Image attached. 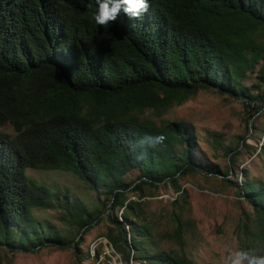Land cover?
Returning a JSON list of instances; mask_svg holds the SVG:
<instances>
[{
	"label": "trees",
	"instance_id": "16d2710c",
	"mask_svg": "<svg viewBox=\"0 0 264 264\" xmlns=\"http://www.w3.org/2000/svg\"><path fill=\"white\" fill-rule=\"evenodd\" d=\"M149 1L158 10L102 26L92 16L97 0H0V127L14 132H0V251L72 249L78 263L82 235L106 221L101 237L126 264H194L160 243L183 245L179 201L186 203V193L179 180L214 173L196 163V137L185 122L142 115L161 117L212 89L244 103L252 140L264 109V0ZM254 72L256 82L245 86ZM159 135L162 143L145 140ZM211 136L234 163L238 148ZM26 169L74 172L99 206L59 201ZM134 171L136 179L127 182ZM217 174L254 210L264 241V183L242 173L232 179L228 167ZM159 186L179 196L172 202L174 228L165 234L155 230L144 201L146 189ZM55 207L65 208L73 231L31 214Z\"/></svg>",
	"mask_w": 264,
	"mask_h": 264
},
{
	"label": "rangeland",
	"instance_id": "374dc122",
	"mask_svg": "<svg viewBox=\"0 0 264 264\" xmlns=\"http://www.w3.org/2000/svg\"><path fill=\"white\" fill-rule=\"evenodd\" d=\"M255 72L250 73L242 83L253 85ZM147 117L159 123L165 121H183L196 137V149L193 154L196 163L208 164L214 175L193 173L179 180V185L186 193V203L183 205L182 220L183 245L164 240L160 243L162 249H172L179 255H184L194 264H222V256L229 247L246 249L253 245L264 250L258 237L257 216L254 210L238 198L235 192L220 183L222 176L217 172L230 170L232 179L240 177V173L256 182L264 183V109L254 122L255 130L247 133L244 118V103L227 95L218 94L212 89H202L180 106H174L161 117L145 112ZM0 132L14 135L9 124L0 127ZM211 133L220 135L224 145L233 143L240 155L236 161L229 164L228 157L221 150L213 147ZM240 137L251 142L252 149L241 145ZM261 148V152L259 149ZM25 175L38 184L48 187L59 201L70 204L82 203L88 209L99 206L96 193L90 190L74 172L40 171L26 169ZM137 172H131L127 182L136 179ZM149 196L144 201L155 230L160 234L170 232L174 228L172 217L176 213L172 202L179 196L170 186H159L157 189L147 188ZM131 200H137L134 194L128 195ZM103 199V196H101ZM121 214V211L118 212ZM32 216L53 224L63 231H73L67 226L68 212L65 208L33 209ZM62 217L64 219L62 220ZM67 219V220H66ZM66 220V221H65ZM189 224V225H186ZM106 221L94 223L81 237L80 256L77 263L72 249L44 248L34 253H9L0 251L2 264H126L121 257L101 237L106 231ZM97 250H99L98 259ZM129 264H139L130 261Z\"/></svg>",
	"mask_w": 264,
	"mask_h": 264
},
{
	"label": "clouds",
	"instance_id": "9594fccd",
	"mask_svg": "<svg viewBox=\"0 0 264 264\" xmlns=\"http://www.w3.org/2000/svg\"><path fill=\"white\" fill-rule=\"evenodd\" d=\"M97 5V12L93 11L92 16H95V22L102 26L110 22L120 24L125 14L130 18H139L148 8L158 10L149 0H97ZM165 139L164 135L145 137L150 144L162 143ZM261 243L264 248V241L261 240ZM221 259L222 264H264V250L255 247L248 249L229 247Z\"/></svg>",
	"mask_w": 264,
	"mask_h": 264
}]
</instances>
